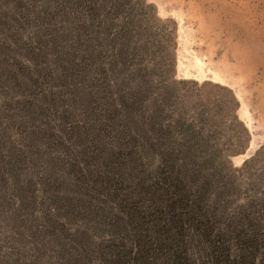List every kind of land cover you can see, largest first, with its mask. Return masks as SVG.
Returning <instances> with one entry per match:
<instances>
[{
	"label": "trees",
	"instance_id": "obj_1",
	"mask_svg": "<svg viewBox=\"0 0 264 264\" xmlns=\"http://www.w3.org/2000/svg\"><path fill=\"white\" fill-rule=\"evenodd\" d=\"M239 106L147 0H0V264H264Z\"/></svg>",
	"mask_w": 264,
	"mask_h": 264
},
{
	"label": "rangeland",
	"instance_id": "obj_2",
	"mask_svg": "<svg viewBox=\"0 0 264 264\" xmlns=\"http://www.w3.org/2000/svg\"><path fill=\"white\" fill-rule=\"evenodd\" d=\"M175 38L176 79L233 95L251 147L234 166L264 146V0H147ZM249 145V144H248Z\"/></svg>",
	"mask_w": 264,
	"mask_h": 264
},
{
	"label": "water",
	"instance_id": "obj_3",
	"mask_svg": "<svg viewBox=\"0 0 264 264\" xmlns=\"http://www.w3.org/2000/svg\"><path fill=\"white\" fill-rule=\"evenodd\" d=\"M250 147H251V144L249 143V145H248L247 149H249Z\"/></svg>",
	"mask_w": 264,
	"mask_h": 264
}]
</instances>
